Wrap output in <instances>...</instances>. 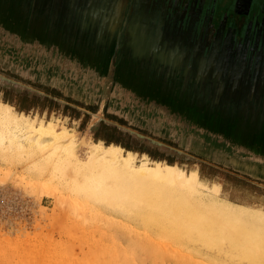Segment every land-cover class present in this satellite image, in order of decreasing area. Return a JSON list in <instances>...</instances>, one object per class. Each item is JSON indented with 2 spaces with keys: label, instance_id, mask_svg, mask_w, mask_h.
<instances>
[{
  "label": "rangeland",
  "instance_id": "rangeland-1",
  "mask_svg": "<svg viewBox=\"0 0 264 264\" xmlns=\"http://www.w3.org/2000/svg\"><path fill=\"white\" fill-rule=\"evenodd\" d=\"M59 2L55 8L44 7L41 0H0L1 66L32 76L31 68L40 62L42 80L58 83L68 93L87 102L101 104L107 101L110 111L124 115L129 123L149 128L158 136L173 138L180 143L183 153L188 154L187 160L178 164L187 172L201 169L199 175L203 185L191 191L153 180L155 183L149 181V184L128 187L134 191L132 199L140 200L133 208L124 205L128 199L124 200L125 189L120 185L123 180L116 175L104 178L102 188L94 185L93 194H88L90 188H83V179H80L79 192H75L59 184V177L51 171L41 174L35 170L37 158L22 155L8 160L6 152L0 150V264H212L203 244L191 247L179 238L152 241L149 237L154 239L153 234L148 236L144 222L136 218L137 212L150 214L163 204H166L167 207L163 206L166 210L169 204L177 203L174 210L183 212L186 209V212L206 219L207 215L210 218L209 215L225 212L227 201L246 206L248 211H255L253 213L264 210V196L235 185L229 175H233L230 172L234 167L242 176L245 171L255 169L258 174H263L264 165H259L256 159L264 156V146L247 130L239 129L235 136L229 137L226 127L222 126L223 131L219 128L221 133L215 132L217 128L212 129L188 116L181 105L195 95L181 91L176 84L181 85L180 80L167 79L161 71L155 74L147 66L132 64L129 57L122 58L120 49L116 48L117 41L112 43L111 39L106 44L107 55H104L100 36L99 46H96L94 40L90 41V35H78L72 25V20L77 17H69L71 13H66L68 8H87L89 3ZM129 8L125 7L121 44ZM238 21L246 23L242 19ZM80 27L82 32H91L88 26ZM101 38L104 39L103 33ZM258 58L255 56V60ZM166 76L175 78L170 74ZM166 81L174 83L175 88L167 87ZM28 115L34 117L37 124L51 121L59 129L68 128L86 143L95 140L87 126L80 127V121L59 112L42 114L41 110H32ZM79 153L85 157L83 148ZM138 154L136 163L140 164L143 154ZM150 164L155 166L156 161L151 159ZM55 190L65 201L57 199ZM140 194L142 197L139 198ZM150 198L158 199L160 203L151 208L147 202ZM232 218L228 220L232 224L252 228L250 234L253 236L238 241L229 264H259L261 259L264 262V256L259 255V251L254 252L255 246L252 247L254 243L264 242V223Z\"/></svg>",
  "mask_w": 264,
  "mask_h": 264
},
{
  "label": "crops",
  "instance_id": "crops-1",
  "mask_svg": "<svg viewBox=\"0 0 264 264\" xmlns=\"http://www.w3.org/2000/svg\"><path fill=\"white\" fill-rule=\"evenodd\" d=\"M78 1H86L89 6L87 8L80 6V8L66 9V13H71L69 17L72 15L77 17V20H72V25H75L74 28L79 32L78 35H90V41L94 40L93 42L97 43L96 46H99L100 36V40L104 43L102 45L105 50L102 52L104 55H107L109 39L112 43L117 41L116 48L120 49L122 58L129 57L132 64H141V66L151 68V73L157 74L161 71L167 79L180 80L182 84H176L181 91H190L191 95H195L190 98V101L187 98L184 101L185 105H181L185 107L184 112L188 116L212 126V129L217 128L215 132L221 133L222 126L226 127L225 132L229 137L235 136L239 129L247 130L253 139L257 137L259 143L264 146V43H255L248 38L246 39L248 29L244 31L242 38L238 36V39H232V36L229 38L227 36L230 31L226 30L224 26L223 28L219 26L215 32L216 38H211L208 37L209 34L205 35L202 27L199 29L193 26L191 19L195 16L196 22V14L203 10L206 5L205 2L208 0H137L135 11L127 15L129 20L121 44L119 39L123 22L126 19V0ZM58 2L59 0H41L44 7L55 6L57 8L60 4ZM161 2L163 3L160 4ZM184 22L186 26H183ZM80 26H88L92 33L89 31L82 32ZM102 33L104 39L101 38ZM224 37L228 39L224 40ZM255 56H259V60H255ZM141 59L144 61L142 62ZM41 66L42 64L38 62L31 68L32 76H25L12 68L9 69L33 81L56 87L65 95L85 104L95 105L93 102H87L85 99L68 93L58 83L42 80ZM166 74L175 78L166 76ZM166 86L175 88L172 82L167 83L166 81ZM166 86L165 88H167ZM60 100L66 102L65 99L60 98ZM8 104L12 105L18 112L29 113L32 110H40L39 107H33L29 112L20 111L15 105ZM73 105L92 114L87 124L90 132L91 124L95 119L105 118L106 105H108L109 112L127 120L124 115L110 111L107 101L96 104L99 106L96 113L80 105ZM53 112L63 114L62 110ZM44 113L49 112L45 110L42 114ZM63 116L72 119L71 116L64 114ZM73 119L80 121L81 127L83 116L79 119ZM132 125L148 130L154 137H163L177 142L173 138L158 136L149 128L133 123ZM178 144L180 145L179 142ZM263 159L264 156H261L256 161H259L258 164L263 166ZM251 161L256 162L254 159ZM235 168L233 171H229L233 173V175H229L233 178L232 181L235 185H242L246 189L264 196V178H262L264 173L258 174L255 169L253 172L245 171V176H242V174L237 173ZM198 172L199 174L202 173L201 169ZM258 178L261 180L259 181Z\"/></svg>",
  "mask_w": 264,
  "mask_h": 264
},
{
  "label": "bare ground",
  "instance_id": "bare-ground-1",
  "mask_svg": "<svg viewBox=\"0 0 264 264\" xmlns=\"http://www.w3.org/2000/svg\"><path fill=\"white\" fill-rule=\"evenodd\" d=\"M82 148L85 150V157L79 153ZM0 150L6 152L5 155L8 156L6 158H10L11 160L18 156L21 157L22 155H26L28 158H37L39 161L35 165V170L41 174L51 171L59 177V184L66 185L69 189L74 191L78 190V192L80 189L78 181L80 179H83V188L86 187V190L89 188L91 189H89L88 194H93L92 190L95 188H93L94 185L102 188L104 178H107L109 175H116L123 180L120 185L125 189V191H123L124 200L128 199V202L124 201V205H132L133 208L138 206L136 202L138 200L132 199L135 194L134 191H130L131 188L128 189V187L140 186L145 183L149 184V181L155 183L153 180L175 184L183 189H190L191 191L197 189L198 185H203L199 172H187L178 163L171 164L167 162L163 163V161H156L155 166H153L150 164L151 159L149 155L143 154V161L138 164L136 163L137 153L134 151H125L119 145H108L102 140H91L86 143L78 139L77 135L68 128L64 127L59 129L58 126L51 121L47 123L41 121L40 124H37L34 117L31 118L28 113L25 112L14 111L12 105L3 101H0ZM70 174L73 176L72 179H70ZM157 187L158 186H156L155 189ZM54 193L57 196L56 190ZM140 196L141 194L139 198ZM199 196L201 197V195ZM57 199L65 201L64 198L59 196H57ZM185 201L188 200L185 199ZM138 202H140V200ZM147 202L152 206L151 208L160 203L158 199L154 198L148 199ZM176 205L177 203H173L172 205L169 204V209L167 208L165 210L163 206H166V204H163L158 211L151 210L152 212L150 211V214L137 212L138 216L136 215V218L138 221L144 222L149 232L148 236L153 234L154 239L152 237L149 238L154 242L157 240L164 242L170 238H179L180 240H186L187 244L191 247L193 244H203L206 249V255L210 257L212 264L217 262L229 264L235 245L239 243L238 241L253 236H251L253 231L251 227V230H249V228L243 224L240 226L232 224V222L228 221L230 218L234 217L235 219H242L243 221L251 220V222L254 221L252 219H255L261 224L264 223V210L253 213L255 211H248V207L231 201H227L225 212H222L220 208L222 213L218 212V214L220 213L222 216L216 214L217 216L209 215L210 218H208V215H204L206 219H202L193 212H186V209L184 210L185 212L176 211L174 210ZM217 205L219 206V204ZM147 210L149 211V209ZM214 210H216V206ZM218 217L222 219L220 220ZM259 222L258 224H260ZM261 232H258V234L261 235ZM261 237L263 238V236ZM190 243H192V245ZM254 244L255 245L252 246H255L253 249L254 252L259 251V255L264 256V242L260 241ZM235 258L237 259V257ZM258 262H260L259 264H264L263 259Z\"/></svg>",
  "mask_w": 264,
  "mask_h": 264
},
{
  "label": "trees",
  "instance_id": "trees-1",
  "mask_svg": "<svg viewBox=\"0 0 264 264\" xmlns=\"http://www.w3.org/2000/svg\"><path fill=\"white\" fill-rule=\"evenodd\" d=\"M0 98L6 103H11L20 111L29 112L33 107H39L49 113L62 110L64 115L79 119L83 116L82 125L87 126L92 117L85 109L96 113L98 105L85 104L75 98L65 95L61 90L39 81H33L21 74L4 68L0 64ZM61 99H65L63 102ZM105 118H98L91 124V132L95 140H102L105 144L121 146L125 151H134L139 154H147L152 160L164 161L175 164L185 162L186 153L182 147L173 140L154 137L146 129L130 124L126 119L108 111L105 106ZM113 120V121H111ZM117 122V123H116Z\"/></svg>",
  "mask_w": 264,
  "mask_h": 264
},
{
  "label": "flooded vegetation",
  "instance_id": "flooded-vegetation-1",
  "mask_svg": "<svg viewBox=\"0 0 264 264\" xmlns=\"http://www.w3.org/2000/svg\"><path fill=\"white\" fill-rule=\"evenodd\" d=\"M137 2V0H126V7L131 9L130 13L135 11ZM205 3L203 10L196 14V22L195 16L191 18L192 25L199 29L202 27L205 35L209 34L208 37L216 38V30L219 29V26L222 28L224 26L226 30L230 31V34H227L228 38L232 36V39H238V36L242 38L245 29H248L249 36L246 34V39L255 43H264V0H208ZM238 19H242L246 23H240ZM172 20L176 21L174 18ZM202 24L204 25L202 26ZM183 26H186L185 22Z\"/></svg>",
  "mask_w": 264,
  "mask_h": 264
}]
</instances>
